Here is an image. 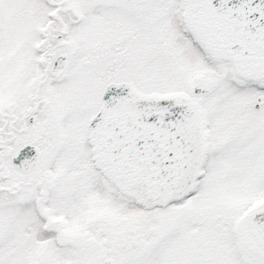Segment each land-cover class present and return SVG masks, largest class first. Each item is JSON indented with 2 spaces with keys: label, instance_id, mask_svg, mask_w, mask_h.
<instances>
[{
  "label": "snow or ice",
  "instance_id": "6c2138e0",
  "mask_svg": "<svg viewBox=\"0 0 264 264\" xmlns=\"http://www.w3.org/2000/svg\"><path fill=\"white\" fill-rule=\"evenodd\" d=\"M0 264H264V0H0Z\"/></svg>",
  "mask_w": 264,
  "mask_h": 264
}]
</instances>
